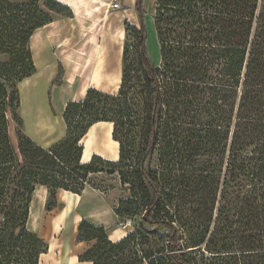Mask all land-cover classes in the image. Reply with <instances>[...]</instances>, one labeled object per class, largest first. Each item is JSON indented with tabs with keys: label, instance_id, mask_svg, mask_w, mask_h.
I'll return each instance as SVG.
<instances>
[{
	"label": "trees",
	"instance_id": "16d2710c",
	"mask_svg": "<svg viewBox=\"0 0 264 264\" xmlns=\"http://www.w3.org/2000/svg\"><path fill=\"white\" fill-rule=\"evenodd\" d=\"M144 2L134 4L141 69L128 62L126 47L118 93L89 87L82 100L67 102L63 139L46 147L19 129L15 147L9 124L10 116L22 122L18 84L36 72L30 37L54 20L51 12L73 13L59 0H0V54L7 55L0 61V264H40L48 252L27 226L39 186L52 209L59 190L81 194L90 175L105 171L131 192L115 209L119 223L131 220L135 230L141 210L139 230L113 241L104 224L83 218L77 238L89 246L80 261L264 264V0H155L158 63ZM100 121L114 124L119 159L83 161L81 141ZM156 153L161 167L153 166ZM156 231L167 234V245L139 249Z\"/></svg>",
	"mask_w": 264,
	"mask_h": 264
},
{
	"label": "rangeland",
	"instance_id": "374dc122",
	"mask_svg": "<svg viewBox=\"0 0 264 264\" xmlns=\"http://www.w3.org/2000/svg\"><path fill=\"white\" fill-rule=\"evenodd\" d=\"M115 2L120 3V8H112ZM154 2L155 0H145L144 8L147 11L145 18L150 56L155 63H158L160 50L153 23ZM133 4L130 0H114L108 4L109 6H106L105 13L102 14L101 19V16L89 13L85 16H80L76 21H70L67 24L66 32L59 39L60 41L55 44L50 42L48 48L42 52L41 58L39 55L35 57L36 63L40 68L38 76L30 78L29 82L18 84L21 94L18 115L22 122H20L19 118L10 116L9 134L15 147L18 146L19 129L30 137L31 135L27 131L37 127L38 129H56L50 135L40 133L35 138L31 137L46 147L63 139L68 129L63 118L66 104L70 100H82L85 96L81 98L80 95L87 87H95L112 94L118 93L122 83L123 53L126 47L129 52L128 62L134 68L141 69L138 59L139 49L136 30L134 28V25L136 28L139 27V18L134 11ZM72 13L71 17L74 16L73 10ZM114 15H116V19ZM51 16L52 18H59L63 17V13L53 11ZM112 20L115 21L113 22ZM100 47L103 50H100ZM104 51H107L106 56L111 60L110 64H106V66L109 65L107 68L94 69L84 67V64L94 66L95 64L92 63L96 61L98 56L104 57ZM6 59L7 55L0 54V61ZM70 63L76 64L78 68L74 70L66 69L65 65ZM97 70L99 71L98 75ZM48 74L49 76L46 77L45 75ZM67 77L71 79L88 77L90 85L87 84L88 81L85 82L81 78H78V81L74 84L67 82L65 80ZM33 83L35 84L33 85ZM83 139L81 142L84 145ZM180 147L187 148L182 143H180ZM157 153L154 157L153 166L161 167L160 156ZM82 160L85 161L83 156ZM111 168L112 165L105 163L106 170ZM85 191V197L82 201V193L84 192L76 194L71 191L59 190L55 197L56 206L48 209L50 200L48 189L44 186H39L32 198L27 226L44 238L48 244L50 242L59 243L62 239L67 244L75 241V238H72L74 221L80 217L90 219L96 223L102 221L107 231L113 234H128L136 229L139 230L141 210H138L133 215L136 224L135 230L132 225L122 226L119 223L121 217L117 216L115 209L121 199L130 197L131 192L129 186L121 182L117 172L110 174L105 171L90 175V182L87 184ZM190 206H192L191 203H188L187 207L190 208ZM49 227H52V229L49 230ZM65 236L68 238H65ZM149 237L150 241L146 244L142 242L139 249L140 247L156 249L166 246L168 243L167 234L162 231L150 233ZM77 245L75 247L68 245L70 247L68 252L72 254L70 258L77 257L76 251L82 247L78 243ZM46 253L41 255L40 264H48ZM74 264L89 263L75 260Z\"/></svg>",
	"mask_w": 264,
	"mask_h": 264
},
{
	"label": "crops",
	"instance_id": "0c3cea01",
	"mask_svg": "<svg viewBox=\"0 0 264 264\" xmlns=\"http://www.w3.org/2000/svg\"><path fill=\"white\" fill-rule=\"evenodd\" d=\"M67 5H69L73 12L74 16L73 17H59V18H54L53 21L50 23L36 29L33 34L30 37V47L33 55V60L34 63H36L35 57L39 55L41 58L42 52L48 48L50 42L56 43L59 42L60 38L62 35L66 32V27L67 24L70 23V21H76L80 16H85L86 14L93 13L94 15L101 16L100 19L102 18V14L105 13L106 6L114 0H59ZM135 4V0H130ZM133 4V6H134ZM109 6V5H108ZM135 11V9H134ZM136 12V11H135ZM107 15V14H106ZM107 17V16H106ZM116 19V15H114ZM113 22L115 20H112ZM61 47L63 48V44L61 43ZM103 47V46H102ZM102 48L100 47V50ZM107 49V48H105ZM99 50V51H100ZM103 50V49H102ZM107 51H104V57L98 56L95 62L92 64H95L94 66L92 65H85V68H94V69H105L108 66L106 64H110L111 60L110 58H107ZM89 56V55H88ZM105 64V65H104ZM123 64V63H122ZM37 71L34 73L32 76L27 77L23 79L19 84L24 83V82H29L32 77L38 76L40 72V68L38 67L37 63ZM76 64L70 63L69 65H65V68L68 70H74L78 67H76ZM50 68V66H49ZM98 71V70H97ZM44 74V73H43ZM99 74V71L97 75ZM46 77L49 76L45 75ZM78 78L83 79V81L87 82V84L90 85V80L88 77H75L74 79L71 78H66L67 82L69 81L70 83H75L78 81ZM90 87V86H89ZM88 88V87H87ZM87 88L82 92L80 97H84L87 93ZM107 128V129H105ZM56 129H38L35 128L33 130L27 131L31 137L35 138L37 137L40 133H45L46 135L52 134ZM113 133V124L111 122H106V121H101L97 122L94 125H92L86 134V136L83 139L84 142V153H83V159L85 161H89L93 154H98L102 156L103 158L109 159V160H117L119 158V144L118 142L113 138L112 136ZM87 154V155H86ZM88 156V157H87ZM82 193V201L85 197V190ZM103 210V208H101ZM83 217H80L74 221V231L72 233V238H75V241L69 242L67 244L64 239H62L61 242L59 243H52L50 242L49 250L48 253H46V260L48 261V264H74V261L77 260L78 262H82L79 260V254H81L88 246L89 243L86 241H79L77 238L78 235V226L80 221L82 220ZM101 224H104L102 221H100ZM52 227H49V230H51ZM127 233H109V238L113 241H117L124 237ZM65 238H68L65 236ZM64 243V245H63ZM82 245L81 248H78L76 251V258H70L72 254H69L68 250L70 247L68 245L75 247ZM61 245V246H60ZM65 254V255H64ZM70 258V259H69ZM88 263V262H85ZM90 264V263H89Z\"/></svg>",
	"mask_w": 264,
	"mask_h": 264
},
{
	"label": "built area",
	"instance_id": "2783aa9c",
	"mask_svg": "<svg viewBox=\"0 0 264 264\" xmlns=\"http://www.w3.org/2000/svg\"><path fill=\"white\" fill-rule=\"evenodd\" d=\"M112 8H120V3H118V2L113 3V7ZM120 225H122V226L129 225L130 226V225H132V221L131 220L125 221L123 223H120Z\"/></svg>",
	"mask_w": 264,
	"mask_h": 264
},
{
	"label": "bare ground",
	"instance_id": "6f19581e",
	"mask_svg": "<svg viewBox=\"0 0 264 264\" xmlns=\"http://www.w3.org/2000/svg\"><path fill=\"white\" fill-rule=\"evenodd\" d=\"M35 83H33V85H34ZM87 155V154H86ZM88 157V156H87Z\"/></svg>",
	"mask_w": 264,
	"mask_h": 264
},
{
	"label": "water",
	"instance_id": "95a60500",
	"mask_svg": "<svg viewBox=\"0 0 264 264\" xmlns=\"http://www.w3.org/2000/svg\"><path fill=\"white\" fill-rule=\"evenodd\" d=\"M36 69H37V67H36Z\"/></svg>",
	"mask_w": 264,
	"mask_h": 264
}]
</instances>
